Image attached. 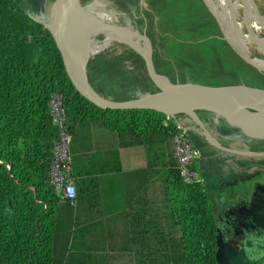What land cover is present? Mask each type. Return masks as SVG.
I'll list each match as a JSON object with an SVG mask.
<instances>
[{"label":"trees","instance_id":"obj_1","mask_svg":"<svg viewBox=\"0 0 264 264\" xmlns=\"http://www.w3.org/2000/svg\"><path fill=\"white\" fill-rule=\"evenodd\" d=\"M25 6L18 0H0V264H88L86 255L72 252L78 209L60 203L48 183L53 146L50 141L57 138L48 112L51 96L61 97L66 127L71 133L78 124L97 123L117 134L123 146L152 147L155 140H171L176 128L173 120L166 121L162 114L101 110L80 96L46 25L29 16ZM105 6V1L97 0L85 7L87 21L96 23L103 15L110 20L119 17L114 8L105 12ZM109 29L121 41L128 42L131 37L129 30L122 27ZM97 36L101 35L96 27L87 28L84 60L89 56L88 61H94L113 42L103 36L99 43ZM119 40L114 41L122 44ZM139 61L145 72L142 60ZM145 76H127L112 64L104 66L99 62L91 67L87 63V77L93 89L113 101L132 100L151 92L146 72ZM140 86L148 89L142 91ZM122 87L124 90H120ZM168 156L164 187L179 240L164 262L216 264V219L207 195L201 186L183 184L175 158ZM72 161L73 177L80 179L78 162ZM75 184L79 203H91L95 182L86 179ZM61 236L65 238L56 255L55 241Z\"/></svg>","mask_w":264,"mask_h":264},{"label":"crops","instance_id":"obj_2","mask_svg":"<svg viewBox=\"0 0 264 264\" xmlns=\"http://www.w3.org/2000/svg\"><path fill=\"white\" fill-rule=\"evenodd\" d=\"M196 116L201 126L186 115L173 122L186 130L200 152L201 189L209 206L212 198L218 206H233L255 186L264 185V172L253 170L264 168V156L242 155L240 151L246 149L242 144H248V138L210 113L198 112ZM204 130L227 151L212 146ZM70 151L81 171L80 179L73 177L75 188L79 180L95 182L91 203H79L76 197L71 205L78 209L73 239L76 250L86 255L88 264H133L129 258L135 253L144 258L143 264H156V258L167 249L157 237H179L163 190L168 155L175 158L173 137L155 140L152 147L123 146L117 134L97 123H82L72 133ZM58 198L60 203H68ZM213 214L216 219L218 214Z\"/></svg>","mask_w":264,"mask_h":264},{"label":"rangeland","instance_id":"obj_3","mask_svg":"<svg viewBox=\"0 0 264 264\" xmlns=\"http://www.w3.org/2000/svg\"><path fill=\"white\" fill-rule=\"evenodd\" d=\"M18 1L26 5L25 8L29 16L46 26L50 23V8L54 4V0ZM95 1L97 0L81 3L85 8ZM101 1L106 2V6L103 8L105 12L114 8L119 17L116 21L107 19L108 16L103 15L100 17L101 21L98 19L100 22L87 21V28L94 26L101 35L96 37L97 42H103V36H106L110 42L113 41L106 49L97 54L94 61H90L91 63L88 61L91 67L99 62H102L104 66L112 64L121 68L127 73V76L145 79V72L141 61H139L140 57L137 56L142 53L144 45L142 39L134 34L137 32L144 33L151 41L153 62L157 73L169 79L173 84H195L209 87L245 85L264 89V73L254 70L233 51L223 39L220 28L202 0ZM255 2L259 12L264 15V0H255ZM138 7L141 9L139 10ZM113 26L129 30L132 37L128 42L119 40L116 34L110 32L109 27ZM125 34L129 35L127 31ZM114 40L123 43H116ZM125 42L126 44H124ZM150 86L151 92L148 93L156 92L153 85L150 84ZM139 88L142 91L148 89L141 86ZM120 90H124V87ZM214 118L217 119L215 116ZM247 142L249 143L242 144L243 148H250V151L256 152L264 150L263 141ZM164 185L165 182H163V190L166 198ZM213 199H210V207L214 213L220 214L219 203ZM167 202L170 211L171 205L168 200ZM64 238V236L57 237L55 241L56 255L61 251ZM157 240L168 250L165 249L161 252V255L156 258V264H165V258L172 254V251L169 250L175 247L179 238L160 236L157 237ZM74 251L78 252L73 241L72 252ZM133 255L129 258L133 264H143L142 256L138 253H135L134 257ZM146 264H154V262L148 261Z\"/></svg>","mask_w":264,"mask_h":264},{"label":"water","instance_id":"obj_4","mask_svg":"<svg viewBox=\"0 0 264 264\" xmlns=\"http://www.w3.org/2000/svg\"><path fill=\"white\" fill-rule=\"evenodd\" d=\"M202 1L205 4V1ZM55 2L58 22L54 23V28L52 22L46 27L61 54L63 66L75 91L93 106L101 110H146L171 119L186 115L192 117L200 126L201 123L196 114L207 112L222 120L229 127L237 129L245 138L264 142V89L245 85L209 87L195 84H173L169 79L157 73L153 62L152 45L144 33L134 32L142 39L144 45L142 53L136 55L142 60L147 77L156 92L127 101H113L97 93L87 77L89 56L83 65L79 60L75 61L69 56L70 42L66 32V22L73 20L87 26L84 6L81 0H55ZM210 14L220 28L223 39L239 58L257 72L264 73V68L259 66L254 59L242 54L234 42L227 38L217 17L211 12ZM204 135L212 146L227 151L205 130ZM241 154L252 155L249 152H241ZM256 156L263 157L264 153ZM217 217L219 218V215ZM249 228L253 231L260 229L259 231H262L264 235V224L256 222ZM225 234L226 232L221 231L217 225L215 231L216 264H260L264 262V254L256 260H251L243 251L236 250Z\"/></svg>","mask_w":264,"mask_h":264},{"label":"bare ground","instance_id":"obj_5","mask_svg":"<svg viewBox=\"0 0 264 264\" xmlns=\"http://www.w3.org/2000/svg\"><path fill=\"white\" fill-rule=\"evenodd\" d=\"M204 1L208 12L210 11L219 20L227 38L234 42L242 54L254 59L264 68V15L259 12L255 0ZM50 13V22L54 28V23L58 22L55 0ZM66 32L70 42V58L79 60L83 65L87 45V26L69 20L66 22Z\"/></svg>","mask_w":264,"mask_h":264},{"label":"built area","instance_id":"obj_6","mask_svg":"<svg viewBox=\"0 0 264 264\" xmlns=\"http://www.w3.org/2000/svg\"><path fill=\"white\" fill-rule=\"evenodd\" d=\"M48 112L53 125L58 129L57 138L51 149L47 172L48 183L59 197L73 206L76 199V188L72 176L70 151L72 133L66 127L65 111L60 96H51ZM170 119L167 117L166 121ZM175 128L173 146L179 177L185 185L201 186L203 180L198 169L200 152L190 141L186 130L181 125L175 124Z\"/></svg>","mask_w":264,"mask_h":264},{"label":"flooded vegetation","instance_id":"obj_7","mask_svg":"<svg viewBox=\"0 0 264 264\" xmlns=\"http://www.w3.org/2000/svg\"><path fill=\"white\" fill-rule=\"evenodd\" d=\"M249 149L240 152H249L251 156L264 153V150L256 152ZM254 172H264V168ZM220 211L219 218L216 217V226L219 225V229L226 232L225 237L229 243L251 260L261 257L264 254L263 232L260 229L253 231L249 226L256 222L264 224V185L255 186L248 196L233 206H220Z\"/></svg>","mask_w":264,"mask_h":264}]
</instances>
